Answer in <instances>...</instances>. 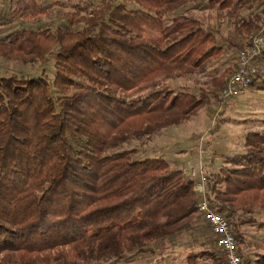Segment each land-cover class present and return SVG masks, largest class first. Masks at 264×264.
<instances>
[{
    "label": "trees",
    "instance_id": "obj_1",
    "mask_svg": "<svg viewBox=\"0 0 264 264\" xmlns=\"http://www.w3.org/2000/svg\"><path fill=\"white\" fill-rule=\"evenodd\" d=\"M49 1L9 0V22L38 18ZM199 1L105 0L78 18L80 29L21 28L0 37V59L55 60L52 80L0 76V264H94L155 253V244L201 216L184 168L119 151L209 105L207 95L166 83L205 74L227 53L188 11ZM209 3L239 14L264 0ZM263 23L264 10L246 18L229 45L241 48ZM232 72L208 82L217 102L226 103L219 92ZM213 157L221 165L205 172L209 206L228 220L245 262L264 264V247L245 257L255 247L238 220L264 212V130L249 132L241 153ZM210 253L215 261L221 251Z\"/></svg>",
    "mask_w": 264,
    "mask_h": 264
},
{
    "label": "rangeland",
    "instance_id": "obj_2",
    "mask_svg": "<svg viewBox=\"0 0 264 264\" xmlns=\"http://www.w3.org/2000/svg\"><path fill=\"white\" fill-rule=\"evenodd\" d=\"M103 1L105 0H57L55 1L57 3H54L50 0L45 3L46 6L42 4L43 9L48 5L49 12L43 13L38 18L10 23L8 17L9 0H0V37L21 28L34 30L44 28L53 30L57 27L72 30L80 29L83 25L78 23V18L88 14ZM129 7L136 8V5L131 4ZM263 10L264 5L260 4L236 14L232 11H220L218 7H212L209 0H200L195 7L189 9L188 11L199 19L205 28L216 32L218 44L225 46L227 53L221 59L213 62L212 67L205 74L173 78L166 83L176 90L187 89L195 94L207 95L210 103L199 109L189 121L178 127V131H176V127H172L151 137L131 140L122 145L119 151L136 150L133 157L135 161L164 155L166 153L164 150L167 147H171L170 152L176 153L178 140H182L181 136H176L178 132L182 136L184 134L190 135L185 139L192 140L191 146L186 150L192 156L189 159L191 161L198 159L200 148L198 142L203 137L202 151L204 154L201 159L203 167L209 165L213 151L221 153L225 149L228 155L241 153L248 132L264 130V60L260 61V72L255 82L256 86H250L240 96L227 99L226 104L211 98L208 82L212 77L221 75L231 66L232 58L229 56L233 48L229 43L234 40L239 26L246 18L259 15ZM68 14L70 16H67ZM54 63L55 60L52 57L44 63L0 59V76L32 77L43 75L52 80L55 77ZM217 124L220 125L219 129L213 130ZM201 219L203 220L202 217ZM238 220L247 237L246 243L250 241L255 250L262 249L264 247V212L251 216L241 214ZM205 224L207 227L204 231L213 234L208 224L206 222ZM170 239L155 244V253H131L119 259L94 264H194L195 259L192 257L195 255V258H199L200 264H206V260L210 261L207 262L209 264H221L219 257L222 256L224 259L222 253L214 254V257L217 255L214 261L208 259V253H197L190 250L189 243L193 241L191 239L189 242H182L179 248H177L178 244L173 243L174 240ZM192 245H194V241ZM244 255L248 260H253L257 253H244Z\"/></svg>",
    "mask_w": 264,
    "mask_h": 264
},
{
    "label": "built area",
    "instance_id": "obj_3",
    "mask_svg": "<svg viewBox=\"0 0 264 264\" xmlns=\"http://www.w3.org/2000/svg\"><path fill=\"white\" fill-rule=\"evenodd\" d=\"M263 51L264 23L258 31L252 32L245 38L241 48L233 49L230 52L229 57L232 58L233 72L225 88L219 92L220 100L240 96L252 85L260 72L259 57ZM203 154L201 150L198 159L190 163L189 168H184V172L194 181L197 196L196 207L203 220L217 237V246L224 256L225 263L248 264L239 253L238 241L231 232L228 220L209 206L208 180L201 163Z\"/></svg>",
    "mask_w": 264,
    "mask_h": 264
},
{
    "label": "crops",
    "instance_id": "obj_4",
    "mask_svg": "<svg viewBox=\"0 0 264 264\" xmlns=\"http://www.w3.org/2000/svg\"><path fill=\"white\" fill-rule=\"evenodd\" d=\"M198 111H199V109L193 114V116L195 114H197ZM180 126L176 127V129H177L176 131H178V127H180ZM176 134H177L176 135L177 137H180V136L182 137V140H178L179 143H178V148L176 149V153L175 152H170V148L171 147H167L164 150L166 153L162 152V153H165V154L164 155H159V156L164 157L170 164H172L174 169H179V168H186L187 169V168H189V164L194 162V160H192V161L189 160L190 157H192V156H190L189 152L186 151L187 148L189 146H191L190 144L192 143V140L185 139V137H188L190 135L184 134V136H182V135H179L178 132ZM202 145H203V137H201L199 139V142H198V146L200 147L199 148V155H200V151L202 150ZM214 154H217V157H221L222 155H228V154H226V150L225 149H223L221 153H217V152L213 151L212 152V156H211L212 159H211L209 165L207 167L206 166L203 167V170L205 172L210 170V169L214 170L218 166L221 165V160H220V163H219V159L213 157ZM206 227L207 226H206L205 222L201 219V216H199L196 219V221L194 222V224L190 228H188L187 230H185L183 232H180V233L176 234V236L174 235L175 237L172 236V237H169V238H171L170 240H174L173 243L178 244L177 248L180 247V244L182 242H184V241L189 242L190 239L193 240L194 241V245H192L193 241H190V243H189L190 250L196 251L197 253H208L207 257H208L209 260H211L210 259V254H211L210 252L215 249V246L217 247V241H216V236L214 234H212V233L209 234V233L204 231ZM164 241H161V242L163 243ZM162 243H160V244H162ZM207 243H209V244H207ZM211 243H212V245H211ZM256 251L257 250H255V248H253L252 251L249 250V249H246L243 253H256ZM195 256L192 257V258L195 259L194 260V264H200L199 258H197V257L195 258ZM207 262H210V261L206 260V264H209Z\"/></svg>",
    "mask_w": 264,
    "mask_h": 264
}]
</instances>
